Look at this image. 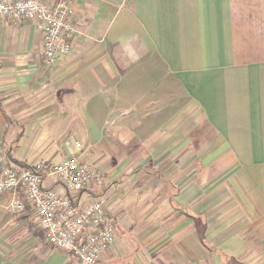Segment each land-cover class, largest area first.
<instances>
[{
    "label": "crops",
    "instance_id": "obj_1",
    "mask_svg": "<svg viewBox=\"0 0 264 264\" xmlns=\"http://www.w3.org/2000/svg\"><path fill=\"white\" fill-rule=\"evenodd\" d=\"M65 1L51 65L32 23L0 20L6 163L60 164L80 140L108 180L89 194L108 260L120 241L130 264H264V0ZM45 245L27 205H0V264H45Z\"/></svg>",
    "mask_w": 264,
    "mask_h": 264
},
{
    "label": "built area",
    "instance_id": "obj_2",
    "mask_svg": "<svg viewBox=\"0 0 264 264\" xmlns=\"http://www.w3.org/2000/svg\"><path fill=\"white\" fill-rule=\"evenodd\" d=\"M2 19L34 25L42 38L46 65L71 50L75 29L65 0H54L52 7L42 0H0ZM74 145L80 148L78 142ZM46 179H56L60 190L45 186ZM104 184L103 173L81 158L55 165L35 161L23 168L10 166L0 144V205L4 203L13 214L23 212L27 205L47 244L72 256L77 264H98L115 240V224L105 209L104 198L89 195L94 187ZM77 194L86 196L75 201Z\"/></svg>",
    "mask_w": 264,
    "mask_h": 264
},
{
    "label": "rangeland",
    "instance_id": "obj_3",
    "mask_svg": "<svg viewBox=\"0 0 264 264\" xmlns=\"http://www.w3.org/2000/svg\"><path fill=\"white\" fill-rule=\"evenodd\" d=\"M75 142H78L80 144V148L75 147V145H74ZM2 144H4V143L2 142ZM72 147L74 149V153L72 155L73 158H81V159L86 160V161H88L90 159L89 153L86 151L85 147L83 146V144L80 140L72 141ZM103 175L105 177V182L107 184V181H108L107 177L105 174H103ZM116 231H117V224H116ZM45 246L47 247L45 249V251L48 254V260L46 262H44L45 264H77V262L75 261V259L72 256L63 253L60 250L54 249L51 246H47V245H45ZM115 246H116L117 251H118V252H116L118 254V256H117L118 260H113V259H112V261L110 259L108 260L105 257L107 255L106 254L105 256L103 255L102 259L98 262V264H130L131 263V260H128L129 257L127 256V250H126L125 246L120 241H118V243L116 242ZM33 250H34V248H33ZM121 257H122V259H121ZM32 264H39V262L33 260Z\"/></svg>",
    "mask_w": 264,
    "mask_h": 264
},
{
    "label": "trees",
    "instance_id": "obj_4",
    "mask_svg": "<svg viewBox=\"0 0 264 264\" xmlns=\"http://www.w3.org/2000/svg\"><path fill=\"white\" fill-rule=\"evenodd\" d=\"M22 166H24V167H25V166H26V164H23Z\"/></svg>",
    "mask_w": 264,
    "mask_h": 264
}]
</instances>
